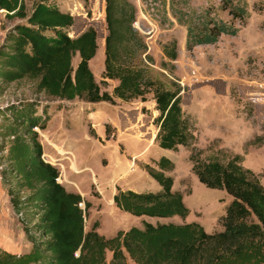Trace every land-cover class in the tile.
Returning <instances> with one entry per match:
<instances>
[{"label": "trees", "instance_id": "16d2710c", "mask_svg": "<svg viewBox=\"0 0 264 264\" xmlns=\"http://www.w3.org/2000/svg\"><path fill=\"white\" fill-rule=\"evenodd\" d=\"M189 1L162 3L173 20L184 27L187 50L214 44L220 35H235L248 15L246 0H219L216 8L194 7ZM216 9L226 10L230 18L217 16ZM0 10L17 18L0 41V84L27 78L37 92L90 104L114 98L123 102L139 98L143 102L152 88L157 112L151 120L157 128L155 144L172 151L191 144V123L180 107L179 86H155L146 78L141 60L134 61L144 53V44L131 24L135 9L128 0H103L106 33L102 79L117 81L110 92L100 90L88 65L98 48L97 32L87 26L70 36L72 15L60 10L57 0H33L29 12L23 0H0ZM163 16L172 23L165 17V8ZM174 45L168 50L163 47L169 59L175 57ZM36 107L34 100L25 99L11 102L0 111V138L5 140L0 146V151H5L0 180L29 243L19 252L0 247V264H107L106 249L110 250V261L120 264L125 254L135 264H264V185L240 164V154L220 160L189 154L198 182L229 196L218 231L206 232L197 221L165 220L175 215L184 218L188 209L181 193L172 189L169 172L173 162L161 155L151 165H143L157 183V190L117 188L112 195L114 206L141 218V225L118 229L105 237L96 231V221L84 229L89 201L65 189L58 181V168L44 158L37 129H45L48 114L46 108Z\"/></svg>", "mask_w": 264, "mask_h": 264}, {"label": "rangeland", "instance_id": "374dc122", "mask_svg": "<svg viewBox=\"0 0 264 264\" xmlns=\"http://www.w3.org/2000/svg\"><path fill=\"white\" fill-rule=\"evenodd\" d=\"M32 1L23 0L26 12L30 11ZM128 1L135 9L131 24L144 44V53L134 61L141 60L146 66V78L155 86H179L180 107L191 123L193 134L189 146H178L167 153L174 163L172 189L181 193L188 212L184 218L175 215L165 220L197 221L206 232L218 231L229 196L223 190L207 188L198 182L191 171L189 154L220 160L238 153L240 164L250 169L264 185V0H246L248 15L245 22L238 25L235 35H220L214 44L197 45L189 50L184 45V27L173 20L167 6H162L167 0ZM57 3L60 10L72 15L70 36L87 26L97 32L98 48L88 65L100 90L110 92L117 81L102 79L106 33L103 0H57ZM189 4L216 8L219 0H190ZM162 7L171 24L164 18ZM216 14L224 20L230 18L226 10L216 9ZM9 16L0 10V41L6 29L17 21ZM237 23L235 21V25ZM172 43L175 57L169 59L165 50ZM76 60L77 57H73L72 63ZM25 99L34 100L36 110L46 108L48 114L45 129H37L44 158L58 168L61 180L66 172L65 178L73 180L66 179L65 185L90 203L84 229L88 230L96 221V231L108 237L118 229L140 226L141 218L116 208L110 200L113 188L125 187L138 192L158 189L157 183L143 169V165L152 164L150 156L155 155L148 150L153 130L148 127L140 132L147 117L155 114L152 88L143 102L139 98L127 102L114 98L90 104L80 99L63 101L37 92L32 80L27 78L0 84V111L11 102ZM120 114L128 115L133 124L123 123L118 119ZM114 122L123 123V129L115 123L122 134L113 127ZM133 126L140 129L137 135L144 137L143 142L133 139L137 136L129 132ZM1 145H5L3 138H0ZM4 154V150L0 151V166H4ZM140 154L143 159L138 160ZM133 161L138 164L130 170ZM148 220L154 222V219ZM23 243L29 244L0 180V247L18 250L25 246ZM105 259L107 264H120L110 261L109 249L105 250ZM123 264L135 263L125 254Z\"/></svg>", "mask_w": 264, "mask_h": 264}, {"label": "crops", "instance_id": "0c3cea01", "mask_svg": "<svg viewBox=\"0 0 264 264\" xmlns=\"http://www.w3.org/2000/svg\"><path fill=\"white\" fill-rule=\"evenodd\" d=\"M95 55V54H94ZM94 57V56H93ZM92 57V58H93ZM92 58L89 60L90 62H91V60H92ZM88 61V62H89ZM153 110L155 111V114H154V116L156 115V110L153 108ZM154 113V112H153ZM142 116H144V117H146L145 115H142ZM153 116V117H154ZM118 119H120V120H123V123L125 122V123H127V122H129V123H131V125L133 124L132 123V119L128 116V115H125L124 116V114H120L119 116H118ZM151 120H152V118L151 117H147V120H146V125H145V127H143V129H141V131H140V129H138V128H136L135 126H133V128L129 131L132 135H137L138 133H139V131L140 132H142L143 130L144 131H146V129L148 128V127H151V129L153 130V134H152V136H151V139H150V141L148 142L149 144H150V148L148 149V150H150V151H154L155 152V155L154 156H150L153 160H157L158 159V157L159 156H161V155H164V156H166V157H168L167 156V153L169 152V151H172V150H168V149H161V148H159L156 144H155V142H154V136H155V133H156V126L154 125V124H152L151 123ZM111 121H113V120H111ZM116 122H114V124H113V127H115L116 128V130L118 131V133H120L121 131H120V127H119V129L117 128V126H116V124L118 125V126H121V128H122V126H123V123H121V122H119V124L118 123H116ZM135 125V124H134ZM123 129V128H122ZM133 132V133H132ZM123 132H121L120 134H122ZM133 139H135V140H137V141H140V142H143L145 139H144V137L140 134V135H137L136 137H134ZM147 144V143H146ZM56 146V145H55ZM158 148V149H157ZM44 155V154H43ZM143 155V154H142ZM144 155H146V154H144ZM139 157V156H138ZM142 157H144V156H142ZM169 158V157H168ZM141 159H143V158H141V154H140V157L138 158V160H141ZM170 159V158H169ZM47 161H49L48 159H46ZM171 160V159H170ZM172 161V160H171ZM49 162H51V161H49ZM173 162V161H172ZM52 164H54L53 162H51ZM138 163H136L135 161H133L132 162V165H130V167L131 168H129L130 170L131 169H133V167L135 166V165H137ZM141 166V165H140ZM72 167V166H71ZM173 168H174V163H173ZM74 169V168H73ZM172 173H173V169L169 172V174L171 175V177H172ZM147 174V173H146ZM65 175H66V172H64L63 173V178H62V180H61V177H58V181L64 186V188L65 189H67V190H69V191H73V192H75L74 190H72V189H69L66 185H65V182L64 181H67L66 179H69V181L72 179V178H68V176H66V178H65ZM148 176V175H147ZM146 176V177H147ZM73 180V179H72ZM71 182V181H70ZM120 188H122V189H124L125 187H120ZM127 188V187H126ZM116 191V189L115 188H113V190H112V192H111V197H112V195L114 194V192ZM80 194V193H79ZM81 195V194H80ZM83 197V196H82ZM111 202H112V198H111V200H110ZM113 203V202H112ZM25 245V246H24ZM23 246L24 247H19V249L18 250H10V249H6V248H4V249H6V250H9V251H12V252H19V251H23V250H26L27 248H28V246H29V244H27V243H23Z\"/></svg>", "mask_w": 264, "mask_h": 264}, {"label": "built area", "instance_id": "2783aa9c", "mask_svg": "<svg viewBox=\"0 0 264 264\" xmlns=\"http://www.w3.org/2000/svg\"><path fill=\"white\" fill-rule=\"evenodd\" d=\"M68 153L70 154V152L68 151Z\"/></svg>", "mask_w": 264, "mask_h": 264}]
</instances>
